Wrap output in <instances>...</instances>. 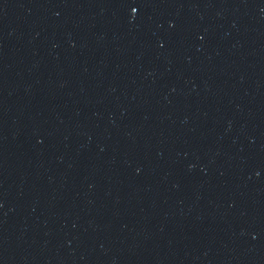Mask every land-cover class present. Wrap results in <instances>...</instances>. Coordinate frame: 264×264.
<instances>
[{
	"label": "water",
	"instance_id": "1",
	"mask_svg": "<svg viewBox=\"0 0 264 264\" xmlns=\"http://www.w3.org/2000/svg\"><path fill=\"white\" fill-rule=\"evenodd\" d=\"M0 264H264V0H0Z\"/></svg>",
	"mask_w": 264,
	"mask_h": 264
}]
</instances>
